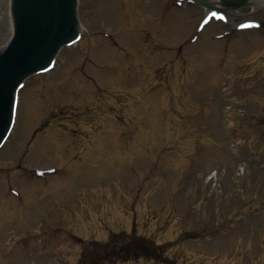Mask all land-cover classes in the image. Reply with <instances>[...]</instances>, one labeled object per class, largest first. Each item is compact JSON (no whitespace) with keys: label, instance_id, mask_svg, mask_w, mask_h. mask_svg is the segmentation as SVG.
<instances>
[{"label":"rangeland","instance_id":"obj_1","mask_svg":"<svg viewBox=\"0 0 264 264\" xmlns=\"http://www.w3.org/2000/svg\"><path fill=\"white\" fill-rule=\"evenodd\" d=\"M183 5L79 0L0 151V264H264V27Z\"/></svg>","mask_w":264,"mask_h":264},{"label":"water","instance_id":"obj_2","mask_svg":"<svg viewBox=\"0 0 264 264\" xmlns=\"http://www.w3.org/2000/svg\"><path fill=\"white\" fill-rule=\"evenodd\" d=\"M197 1L208 7H212L210 3L217 4V0ZM253 2L256 8H264V0ZM248 3L249 0H222L221 5L233 10ZM77 6L78 0H12L15 34L8 48L0 52V145L13 121L16 90L25 78L47 68L63 45L77 39L80 28ZM255 7L241 12L264 13V9ZM11 10L10 0H0V39L1 36L9 39L13 33ZM239 18L242 17L234 19Z\"/></svg>","mask_w":264,"mask_h":264}]
</instances>
